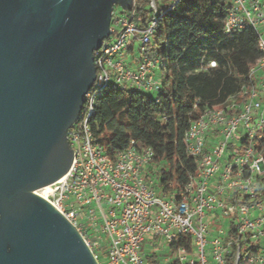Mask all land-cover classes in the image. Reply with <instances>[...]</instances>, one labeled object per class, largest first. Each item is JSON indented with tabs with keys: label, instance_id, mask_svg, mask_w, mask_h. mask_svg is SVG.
Segmentation results:
<instances>
[{
	"label": "built area",
	"instance_id": "1",
	"mask_svg": "<svg viewBox=\"0 0 264 264\" xmlns=\"http://www.w3.org/2000/svg\"><path fill=\"white\" fill-rule=\"evenodd\" d=\"M231 4L226 32L251 28L258 36L261 56L249 73L256 82L243 89L239 103L207 110L191 123L184 144L197 171L178 193L170 194L159 191L149 177L150 148L137 149L130 140L112 160L94 136L90 119L101 88L112 84L149 95L160 88L161 59L144 56L156 20L139 29L132 21L134 0L121 13L112 8L109 36L92 54L95 81L66 131L73 153L70 169L33 192L76 230L97 264H149L143 246L156 242L167 254L162 260L150 254L156 264H226L228 255L233 264H264V158L256 149L264 133V0ZM150 9L156 15L153 0ZM129 57L137 59L133 66Z\"/></svg>",
	"mask_w": 264,
	"mask_h": 264
},
{
	"label": "water",
	"instance_id": "2",
	"mask_svg": "<svg viewBox=\"0 0 264 264\" xmlns=\"http://www.w3.org/2000/svg\"><path fill=\"white\" fill-rule=\"evenodd\" d=\"M132 0H0V264H97L33 192L67 174L65 139L95 81L112 8ZM262 168V166H261Z\"/></svg>",
	"mask_w": 264,
	"mask_h": 264
},
{
	"label": "trees",
	"instance_id": "3",
	"mask_svg": "<svg viewBox=\"0 0 264 264\" xmlns=\"http://www.w3.org/2000/svg\"><path fill=\"white\" fill-rule=\"evenodd\" d=\"M134 1L132 21L139 29L156 20L144 56L161 59L159 91L149 95L105 86L95 98L90 122L112 160L130 140L137 149L150 148L149 177L163 194L178 193L197 171L186 152L185 132L207 110L239 103L243 89L255 84L249 73L261 56L258 36L251 28L226 32L231 0H153L156 15L151 0ZM256 149L264 158V133ZM233 233L231 223L228 237ZM153 259L148 257L149 264H156ZM226 264H233L232 255Z\"/></svg>",
	"mask_w": 264,
	"mask_h": 264
},
{
	"label": "rangeland",
	"instance_id": "4",
	"mask_svg": "<svg viewBox=\"0 0 264 264\" xmlns=\"http://www.w3.org/2000/svg\"><path fill=\"white\" fill-rule=\"evenodd\" d=\"M113 9H114V11H115L116 13H121V12H123V8H121L119 5H115V6L113 7ZM136 49H137V48L135 47V50H136ZM135 50H134V53H135ZM136 52H137V50H136ZM228 155H230V152H229V151H227L226 157H227ZM224 162H225L224 160L221 161V166L224 165ZM158 190H159V189H158ZM159 191H160V190H159ZM253 214H254V213H253ZM218 224H219V223H218ZM218 224H216V225H218ZM223 224H226V226H228L229 222L226 221V222H224ZM214 227H216V226H214ZM214 227H211L213 231L215 230ZM211 236H212V233L206 236L207 241H209V240L211 239ZM143 251H144V253H145V255H146L147 257H149L150 254L155 253L156 257H157L159 260H162V259L165 258L166 255H167V254L164 252V250L161 249V243H159V242H156V243L153 244V245H150L149 243H145L144 246H143ZM99 255H100V259H101V261H105V258H103L104 256H103L102 254H99ZM171 258H172V257H171ZM147 259H148V258H147ZM172 259H173V258H172Z\"/></svg>",
	"mask_w": 264,
	"mask_h": 264
},
{
	"label": "crops",
	"instance_id": "5",
	"mask_svg": "<svg viewBox=\"0 0 264 264\" xmlns=\"http://www.w3.org/2000/svg\"><path fill=\"white\" fill-rule=\"evenodd\" d=\"M137 59L136 58H132V57H129L127 59V63L130 65V66H133L134 62H136ZM261 79L264 81V73H262L260 75ZM261 248L263 249L262 252H264V241L261 243Z\"/></svg>",
	"mask_w": 264,
	"mask_h": 264
},
{
	"label": "bare ground",
	"instance_id": "6",
	"mask_svg": "<svg viewBox=\"0 0 264 264\" xmlns=\"http://www.w3.org/2000/svg\"><path fill=\"white\" fill-rule=\"evenodd\" d=\"M45 189H48V188H45Z\"/></svg>",
	"mask_w": 264,
	"mask_h": 264
}]
</instances>
